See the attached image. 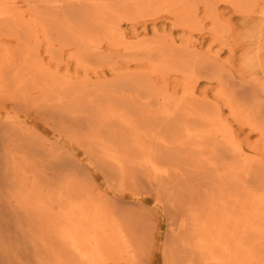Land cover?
<instances>
[{"label":"rangeland","instance_id":"rangeland-1","mask_svg":"<svg viewBox=\"0 0 264 264\" xmlns=\"http://www.w3.org/2000/svg\"><path fill=\"white\" fill-rule=\"evenodd\" d=\"M114 1H67L55 6L38 0H0L8 8L12 4L11 22L16 23L13 31L0 25V71L3 62L15 60L18 67L30 63L51 77L41 81L40 90L27 85L26 101L12 98L6 87L0 89V135L16 130L30 133L46 149L75 159L83 180L93 187L94 200L111 202L117 213L143 217L146 264H164L168 220L163 199L139 183L141 173L151 166L142 170L127 167L122 174L111 159L108 167H102L71 131L82 123L80 136L94 129L85 119L98 102L105 110L113 106L122 110L124 120L132 117L133 107L142 105L153 115L176 118L177 127L183 130L181 141L189 147L187 153L194 155L195 164L218 149L223 154L226 151L225 170L240 159L245 168L241 167V173L248 170L256 180L263 179L264 0H133L126 6ZM8 76L0 74V80ZM50 82L61 84L60 94H48L45 85ZM62 87L73 89L74 95L57 105V98L65 94ZM127 96L134 102L122 100ZM47 99L55 106L52 111L44 105L35 107L34 103L45 104ZM60 112L65 114L70 133L61 131ZM131 175L138 183L131 181ZM94 217H99L98 208Z\"/></svg>","mask_w":264,"mask_h":264},{"label":"bare ground","instance_id":"bare-ground-1","mask_svg":"<svg viewBox=\"0 0 264 264\" xmlns=\"http://www.w3.org/2000/svg\"><path fill=\"white\" fill-rule=\"evenodd\" d=\"M38 1L58 6L67 1L87 3L90 0ZM131 1L114 2L126 6ZM9 8L0 3V25H7L13 31L16 23L11 22L13 13ZM0 74H9L5 81L0 80V89L6 87L12 98L18 96L22 101L28 100L27 85L40 90L41 81L51 78L45 69L30 63L18 67L15 60L3 62ZM56 83L45 85L49 95L61 93V84ZM72 90L64 88L62 93L65 94L57 98L56 104L71 100ZM122 100L134 102L130 96ZM49 102L47 99L45 104H34L36 108L44 105L52 111L54 105ZM98 103L85 119L94 129L80 136L81 126L85 125L82 123L71 133L102 167H108L111 159L114 169L122 174L127 173V167L142 170L151 166L149 171L141 173L139 183L163 199L168 220L164 264H264V177L256 180L248 170L241 173L240 159L238 164L225 170V150L223 154L214 149L210 157L195 164L194 155L187 153L189 147L187 149L181 141L183 130L177 127L174 116L164 119L153 115L149 107L139 105L133 107L132 117L124 120L123 111L113 109L114 103L113 108L106 110L103 109L105 105L101 107L102 102ZM75 111L78 112V108ZM256 111L262 115L257 107ZM53 112L49 114L55 116ZM64 115L60 112L57 119L61 131L70 133ZM257 121L259 127L260 121ZM9 132L0 135V264L147 263V237L142 216L135 218L128 212L117 213L111 202L94 200L93 187L89 188L83 180L81 167L75 159L46 149L43 142L35 140L30 133ZM136 178L130 176L132 182L138 181ZM97 208L99 217L93 219ZM117 259L121 261L116 262Z\"/></svg>","mask_w":264,"mask_h":264}]
</instances>
